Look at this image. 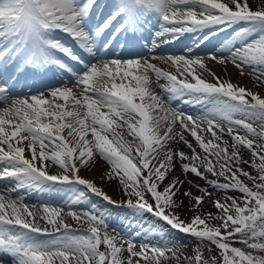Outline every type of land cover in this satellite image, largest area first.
Instances as JSON below:
<instances>
[{"label":"snow or ice","instance_id":"6c2138e0","mask_svg":"<svg viewBox=\"0 0 264 264\" xmlns=\"http://www.w3.org/2000/svg\"><path fill=\"white\" fill-rule=\"evenodd\" d=\"M229 29L219 56L192 55ZM197 33L185 54L163 57L175 73L145 54L149 43L151 52L158 40ZM117 48L122 57H114ZM209 58L254 76L252 87L211 72ZM177 99L199 110L173 107ZM101 160L109 168L99 178L115 179L136 198L127 206L151 213L168 235L190 236L193 255L171 241L137 246L110 233L109 214L95 204L67 213L88 224L76 228L63 207L14 196L66 190L72 204L94 195L114 205L80 175ZM52 165L62 172L50 173ZM0 179L15 181L0 191V257L12 264H264V0H0ZM228 192L242 202H222ZM181 195L189 211L208 201L220 215L186 222L177 212Z\"/></svg>","mask_w":264,"mask_h":264},{"label":"rangeland","instance_id":"374dc122","mask_svg":"<svg viewBox=\"0 0 264 264\" xmlns=\"http://www.w3.org/2000/svg\"><path fill=\"white\" fill-rule=\"evenodd\" d=\"M216 30V29H213ZM231 30V29H229ZM222 31L220 34L224 38L223 42H220L218 47H221V45L228 40L231 35H232V30L231 31ZM194 36L197 38L200 36L199 33L194 34ZM158 45L163 44L159 40L157 41ZM200 45H207L210 46V43H200ZM236 46H239L238 44ZM185 51H179V53H172L171 55H182L185 54ZM213 52L217 53L219 56V52L216 50H206V52H201L197 53L194 55H199V56H206L208 53ZM146 55H159L160 52L156 51H146ZM163 54H169V53H163ZM162 54V55H163ZM154 60V59H153ZM152 62L155 63L158 67H163L161 65H168L170 66V62H166L165 59L161 60H154ZM160 64V65H159ZM216 65V64H215ZM171 68V67H170ZM211 72L215 73L217 76H220L224 79H231V82L233 83H238L241 85H246L249 88L252 87L251 81L255 79L254 76L249 77L247 75L241 77L237 74L236 69L233 67L232 64L228 63L226 67V73L218 70V69H213L211 67H208ZM166 71L165 68H162ZM173 71L175 72L176 69L175 67H172ZM160 82L165 83L164 79H161ZM71 86V84H69ZM183 104L184 106H190L193 108L192 105L186 104L183 102L181 99H177L175 105L172 103V106L176 105H181ZM196 109V108H195ZM196 110H199L198 107ZM235 118H240L238 115ZM251 122V121H250ZM226 125V122H225ZM255 126V124H254ZM243 134V133H242ZM126 138L131 140L132 138L127 136V133H125ZM225 139H228L227 135L224 136ZM188 139L190 141H194V138L191 137L190 135L188 136ZM183 147V145H181ZM187 151V149H184ZM197 151H202L201 149L197 148ZM245 158L249 156V152L247 150L244 151ZM100 166L97 168H93L91 171L84 170L80 173L82 177L88 178L93 180L99 187L102 188V190L111 197L113 201L116 202V204H109L106 201H103L101 198L96 197L94 195H89L88 199H85L81 201L79 204H72V200L75 199V194L72 192H67L61 191V192H49V191H32L28 190L26 192L21 191L17 192L14 194L15 195H25V203H28L30 206L31 205H50V206H56V207H63L64 208V219L65 222L72 225L73 227L79 228H87L88 224L86 221H81L79 224L77 221L68 215L67 213L70 210H75L77 212L80 211H88L91 210V204H95L97 206L98 211H104L109 214V219H108V225H109V232L112 234H117L119 233L121 236H123L125 239L131 237L135 240L137 243V246H139V243L141 241L144 242H149V243H163V244H168L169 241H171L173 244H175L177 247L182 246V255H193L194 254V248H195V242L194 240L188 236L187 234L183 233H178L176 231H172L171 235H168L169 229L168 228H162L161 227V222L155 218L151 213H138L134 209H131L127 206V200L129 198L133 199L135 201V197H129L126 192L123 191V186L120 185L115 179L112 180H101L100 173L107 170L109 166L104 162L103 160L100 161ZM246 170L252 172L255 174L254 169H251L248 167V165L244 166ZM95 171V172H94ZM62 172V170L59 168L57 165H52L50 167V173L52 174H57ZM222 179V178H221ZM241 179H245L241 177ZM4 179H0L1 185H0V191L3 189H11L12 186L14 185L15 181L11 180L10 182H4ZM3 183V184H2ZM196 183L200 185H204L205 182L203 180H197ZM245 183H248V181L245 179ZM188 184H185V188H188ZM249 187H252V185L249 183ZM79 190H83L81 187ZM194 192H196V189H192ZM216 193H213V197H216ZM227 197H240V200L242 202V195L238 192H228L226 194L220 195V199L222 202H230ZM71 198V199H70ZM146 199L151 202V198L146 196ZM182 199L184 201L183 207H180L177 209L178 214L180 215V218L185 220L186 222L189 221L194 215L200 214L201 216H206L208 214L216 215L219 216L220 212L217 210L212 203L205 201L202 207H199L196 209L195 212L189 211V202L187 198H184L182 195L177 198ZM212 225H219L220 221L219 220H209L208 221ZM128 235V237H127ZM234 246L236 247H241L246 251H253L251 249H248L246 245H243L242 243H235ZM126 247V245H125ZM101 250H104V247L101 246ZM205 254V258H208V251L202 249ZM254 254H261L258 252H254ZM128 253L124 252L122 255L123 259H127ZM10 259L9 257H3V260L6 261ZM9 262V261H6ZM141 264H143V261H141ZM170 264H176L175 261H170Z\"/></svg>","mask_w":264,"mask_h":264},{"label":"bare ground","instance_id":"6f19581e","mask_svg":"<svg viewBox=\"0 0 264 264\" xmlns=\"http://www.w3.org/2000/svg\"><path fill=\"white\" fill-rule=\"evenodd\" d=\"M229 31H231V30H229ZM168 40H169V42L168 43H163V44H161V45H159L158 47H156L154 50L156 51V52H160V54L159 55H156V54H154V55H149V57H154L153 59L154 60H161V59H163V57L165 56V54H163V52H173V53H177L181 48H183V46L185 45V44H191L192 43V41H194V39H193V34H185L183 37H181V38H179L178 40H176V41H172V39H171V37H168L167 38ZM223 40H224V38L222 37V35L219 33L218 35H216L215 37H213L212 38V40H211V46H199V47H196V48H194V50H193V53H192V55H194V54H197V53H201V52H206V50L207 49H213V51L214 50H216L217 52H218V49H220L221 47H218L219 46V44H220V42H223ZM148 48H151V47H149V46H146V49H148ZM120 49V48H119ZM145 49V50H146ZM184 51H185V49H184ZM118 54H116L115 55V57H122L123 56V53H122V51H120V52H117ZM185 53V52H184ZM163 54V55H162ZM169 54H172V53H169ZM167 55V54H166ZM152 59V60H153ZM153 60V61H154ZM206 64H207V66L208 67H211V68H213V69H218V70H220V71H222V72H224V73H226V69H225V67L224 66H222L218 61H212L210 58L209 59H207L206 61ZM216 64V65H215ZM231 64V63H230ZM160 65V64H159ZM161 66H163L162 68H165L166 69V71H172V72H174L173 71V69H172V67H175L174 65H170V66H168V65H161ZM171 67V68H170ZM175 73V72H174ZM155 77H154V75H153V79H154ZM161 83V82H160ZM161 84H163V82L161 83ZM157 93H160L161 95H163V93H162V90L159 88V87H155V89H154ZM164 99H167V96H164ZM174 105H175V103H176V100H174L173 102H172ZM174 107H178V108H180L181 110H183V111H185V112H188V113H194V112H197L198 110H196L195 108H192V107H190V106H184L183 104H181V105H176V106H174ZM245 154V152H243V155ZM26 155H28V152L26 151ZM100 162L95 166V168H97V167H99L100 166ZM95 172V171H94ZM101 174V173H100ZM99 174V175H100ZM9 181H11L10 179H5L4 181H3V183L4 182H9ZM2 183V184H3ZM127 237H128V235H127ZM6 257V256H5ZM0 259H3V257H0ZM6 261H9V262H6ZM6 261H4L3 260V262H4V264H12V261H11V259H8V260H6Z\"/></svg>","mask_w":264,"mask_h":264}]
</instances>
